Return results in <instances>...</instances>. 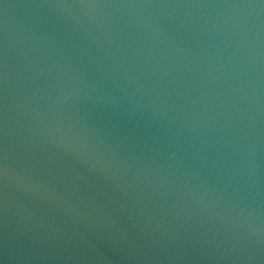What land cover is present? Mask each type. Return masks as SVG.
<instances>
[{"label":"water","instance_id":"water-1","mask_svg":"<svg viewBox=\"0 0 264 264\" xmlns=\"http://www.w3.org/2000/svg\"><path fill=\"white\" fill-rule=\"evenodd\" d=\"M0 264H264V0H0Z\"/></svg>","mask_w":264,"mask_h":264}]
</instances>
